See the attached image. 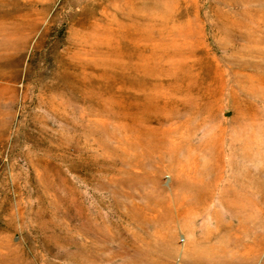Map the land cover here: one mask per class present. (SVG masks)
Returning a JSON list of instances; mask_svg holds the SVG:
<instances>
[{
	"label": "rangeland",
	"instance_id": "374dc122",
	"mask_svg": "<svg viewBox=\"0 0 264 264\" xmlns=\"http://www.w3.org/2000/svg\"><path fill=\"white\" fill-rule=\"evenodd\" d=\"M248 12L0 0V264H264V161L226 185Z\"/></svg>",
	"mask_w": 264,
	"mask_h": 264
},
{
	"label": "bare ground",
	"instance_id": "6f19581e",
	"mask_svg": "<svg viewBox=\"0 0 264 264\" xmlns=\"http://www.w3.org/2000/svg\"><path fill=\"white\" fill-rule=\"evenodd\" d=\"M245 18L242 21L232 16L229 21L227 82L233 109L226 166L229 187L241 180L239 175L244 177L243 183L247 174L255 176L253 165L264 161V14L248 12ZM248 25L251 28L244 39L249 45L240 48L238 30ZM225 207L231 215H240L244 210L243 204L231 202Z\"/></svg>",
	"mask_w": 264,
	"mask_h": 264
}]
</instances>
